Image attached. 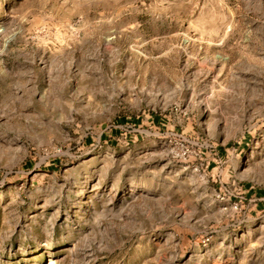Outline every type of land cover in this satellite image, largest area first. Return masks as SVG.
<instances>
[{
    "label": "rangeland",
    "instance_id": "374dc122",
    "mask_svg": "<svg viewBox=\"0 0 264 264\" xmlns=\"http://www.w3.org/2000/svg\"><path fill=\"white\" fill-rule=\"evenodd\" d=\"M249 187L264 0H0V264H264Z\"/></svg>",
    "mask_w": 264,
    "mask_h": 264
},
{
    "label": "built area",
    "instance_id": "2783aa9c",
    "mask_svg": "<svg viewBox=\"0 0 264 264\" xmlns=\"http://www.w3.org/2000/svg\"><path fill=\"white\" fill-rule=\"evenodd\" d=\"M172 157L176 160H182V161H187V159L189 158V151L188 148L185 147L184 145H182L179 148V151H171ZM234 196V195H233ZM236 197V196H234Z\"/></svg>",
    "mask_w": 264,
    "mask_h": 264
},
{
    "label": "crops",
    "instance_id": "0c3cea01",
    "mask_svg": "<svg viewBox=\"0 0 264 264\" xmlns=\"http://www.w3.org/2000/svg\"><path fill=\"white\" fill-rule=\"evenodd\" d=\"M247 194L250 195V197H254L252 199V201L255 203V206L256 207H260L262 206V202L264 201V198H261V197H257V192L255 191H252V187H249L246 191H245ZM251 202V200H250Z\"/></svg>",
    "mask_w": 264,
    "mask_h": 264
}]
</instances>
